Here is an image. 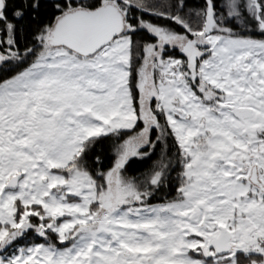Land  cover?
Listing matches in <instances>:
<instances>
[{
	"label": "rangeland",
	"instance_id": "obj_1",
	"mask_svg": "<svg viewBox=\"0 0 264 264\" xmlns=\"http://www.w3.org/2000/svg\"><path fill=\"white\" fill-rule=\"evenodd\" d=\"M241 5L263 33L259 0H224L209 34L205 21L199 31L175 34L138 19L134 28L156 41L136 69L137 105L127 33L88 57L45 42L27 67L0 82V264H235L238 251L264 254V191L249 180L256 166L264 184V38L225 26L246 27ZM188 38L197 43L183 50ZM161 114L181 151L183 181L174 197L151 202L140 190L159 184L160 160L137 179L123 167L154 152L150 131L160 130ZM139 120L142 127L114 148L112 167L97 172L100 187L71 165L88 139ZM18 173L17 187H7ZM16 200L43 212L26 209L17 219ZM28 228L51 230L58 244L29 243L9 254L8 244ZM223 232L231 248L219 254L210 242Z\"/></svg>",
	"mask_w": 264,
	"mask_h": 264
},
{
	"label": "trees",
	"instance_id": "obj_2",
	"mask_svg": "<svg viewBox=\"0 0 264 264\" xmlns=\"http://www.w3.org/2000/svg\"><path fill=\"white\" fill-rule=\"evenodd\" d=\"M223 1L114 0L124 13L125 21L133 29L127 33L130 36L129 85L136 105L138 103V90L135 86L137 78L136 69L141 62L144 47L156 41L155 35L149 33L144 28H134L137 25L138 19L166 28L175 34H189L191 31L195 32L203 28L209 5L214 14L219 13L223 15L224 8L221 6ZM102 2L103 0H5V6L1 13L2 17H0V50L8 56V59L0 65V82L27 67L37 57L42 45L45 43V34L57 16L69 8L82 7L93 9ZM259 2H261L264 8V0H259ZM239 17L247 29L230 20L225 21V26L234 29V32H238L239 35L264 38V32L259 33L256 31L257 22L255 18L253 19L252 15L242 5ZM9 26L10 32L8 33ZM8 34L11 39L9 47L5 43ZM6 50H9L10 55L7 54L8 52L6 53ZM168 55L178 56L172 52L168 53ZM157 122L160 130L152 127L150 131V138H157L154 152L144 157H130L126 160L123 167L125 174L137 179L147 175L160 160L163 175L159 184L152 188L153 190H149L147 187L144 188L145 190H140V197L147 196L146 192H148L150 194L148 201L151 202L165 201L174 197L183 181L181 151L175 136L168 126L164 124L166 122L162 114L158 116ZM141 127L142 124L139 120L135 128L131 130L122 129L114 133L88 139L81 153L71 165L85 169L97 181V185L100 187L102 179L97 172L103 173L112 167L114 163V148L118 143L132 136ZM160 134L161 138H159ZM144 193H146L145 196L143 195ZM15 204L17 206V219L26 209L38 210L40 213L43 212L41 206L37 204L23 206L17 200ZM45 221L46 219H44ZM3 227L0 223V230ZM46 231H49L48 233L46 232L48 236H46L45 232H37L34 228L20 232L15 240L8 244V253L15 252L18 247L28 245L29 243L53 242L58 244L57 235L51 230ZM194 255L206 260L209 257L202 255V253ZM235 264H264V254L238 251L235 254Z\"/></svg>",
	"mask_w": 264,
	"mask_h": 264
},
{
	"label": "water",
	"instance_id": "obj_3",
	"mask_svg": "<svg viewBox=\"0 0 264 264\" xmlns=\"http://www.w3.org/2000/svg\"><path fill=\"white\" fill-rule=\"evenodd\" d=\"M4 6L5 0H0V13ZM211 16L212 10L209 5L205 18V34L211 32ZM132 30L127 25L125 15L118 5L113 1H105L93 9L77 7L61 13L46 32L45 42L50 47H65L79 56L88 57L116 36L129 33ZM189 43L187 42L182 49L189 47ZM7 59L8 56L0 50V65ZM21 176V173L13 175L7 183V187L16 188L17 181ZM249 180L252 184L260 187L261 181L257 178L255 167L250 171ZM261 189L264 191V187ZM108 196L102 198L103 208L110 206ZM81 229L83 228L81 227ZM210 244L216 253H225L231 248L230 236L223 232L213 238Z\"/></svg>",
	"mask_w": 264,
	"mask_h": 264
},
{
	"label": "flooded vegetation",
	"instance_id": "obj_4",
	"mask_svg": "<svg viewBox=\"0 0 264 264\" xmlns=\"http://www.w3.org/2000/svg\"><path fill=\"white\" fill-rule=\"evenodd\" d=\"M1 14V13H0ZM189 43V44H196L197 43V41L196 40H194V39H187V41H186V43ZM186 43L184 44V46H186ZM183 46V47H184ZM177 52V51H176ZM179 54H181V53H179ZM216 97H217V95H216ZM253 167H255V169H256V173H257V178H258V180H259V173H258V171H257V167L256 166H252V168ZM249 175H250V173H249ZM261 178L264 180V173L261 175ZM259 181H261V180H259ZM261 185H260V187L259 186H257V185H255L259 190H262L261 188H263L264 187V184L261 182L260 183ZM109 196H111V193H110V195ZM28 229H30V228H28Z\"/></svg>",
	"mask_w": 264,
	"mask_h": 264
}]
</instances>
